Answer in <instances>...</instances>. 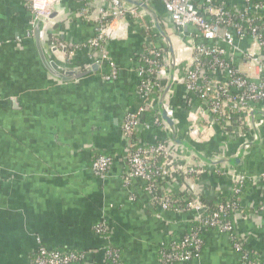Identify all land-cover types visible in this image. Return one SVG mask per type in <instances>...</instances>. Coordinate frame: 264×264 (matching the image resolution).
Here are the masks:
<instances>
[{"label":"crops","instance_id":"crops-1","mask_svg":"<svg viewBox=\"0 0 264 264\" xmlns=\"http://www.w3.org/2000/svg\"><path fill=\"white\" fill-rule=\"evenodd\" d=\"M131 1L145 3L152 14L137 7L144 15L142 23L131 19L112 23V34L105 39L104 47L119 74L115 81L106 82L100 77L103 66L73 81L52 76L41 61L25 0H0V264H33L39 245L51 250L82 251L81 264H107L105 250L109 244L121 250L123 264H241L229 235L216 231L205 234L196 259L163 263L159 249L186 235L192 214L159 211L150 205L141 182L123 184L127 163L122 125L126 112L140 106L135 92L136 69L144 46L151 41L165 48L170 63L169 46L179 61L186 60L191 56L186 47L195 38L191 27L175 29L161 3ZM219 1L242 6V0ZM106 8L104 0L55 2L54 18L42 33L47 58L68 71L84 72L96 64L85 48L68 55L56 44L83 46L94 36ZM261 14L264 16V10ZM154 19L160 30L154 26ZM29 32L32 36L27 35ZM247 45L244 42L240 46ZM220 46L227 48L222 43ZM234 57L236 67L254 73L239 54ZM172 89L170 103L178 137L207 158L213 150L226 151V157L235 156L245 140L242 134L235 136L216 128L200 142L189 127L202 129L210 116L199 112L197 100L186 95L183 85L175 84ZM256 117L264 122V116ZM263 127L258 130L260 142L246 150L237 169L228 167V175L246 176L241 208L234 216L236 234L264 263V211H260L264 205V141L259 132ZM165 130L142 131L141 138L171 140L169 129ZM186 153L190 157L191 153ZM98 155L113 159L103 180L91 171ZM206 175L191 182L204 186L208 201L225 197L234 184L235 178L220 176L212 180ZM99 222L108 225L107 237L93 230Z\"/></svg>","mask_w":264,"mask_h":264},{"label":"built area","instance_id":"built-area-1","mask_svg":"<svg viewBox=\"0 0 264 264\" xmlns=\"http://www.w3.org/2000/svg\"><path fill=\"white\" fill-rule=\"evenodd\" d=\"M57 1L25 0L32 15L31 27L37 20L44 23L45 27L51 20L47 23L44 20L50 16L52 7ZM78 1L85 4L89 0ZM104 1L107 3V8L102 11L92 38L83 46L75 45L68 48L61 42L56 46L68 55L85 48L88 58L104 67L100 73L101 79L109 82L115 81L119 74L118 66L104 47L105 39L112 34V23L120 19H131L142 23L144 15L137 7L122 0ZM148 1L163 5L177 31L191 27L195 33V38L189 41L191 47L186 48L191 52V56L186 58L187 61L184 60L186 64L178 68V62L175 60L173 83L163 103L167 114L174 117L173 109L169 105L173 95L172 86L180 84L184 86L187 96L190 95L197 100L199 112L210 116L204 123L205 128L201 129L199 126L190 128V132L195 137H199L198 133L212 135L217 128L219 132L231 133L235 136L242 134L245 139L242 145L255 141L251 111L255 109L264 111V16L261 14L264 10V1L242 0L240 8L229 6L226 1L216 0H202L200 3L197 0ZM144 28L149 29L147 26ZM27 35L32 36V33L29 32ZM195 39L200 42L195 43ZM244 42H248V45L242 48L240 45ZM221 43L227 48L221 47ZM235 54H239L252 67L254 73L249 74L236 67ZM166 58V55L149 41L146 53L139 59L135 92L140 99V106L136 110L126 112L122 125L127 163L123 184L128 186L132 181L138 180L148 195L150 205L159 211L191 212L192 219L198 222L200 230L217 229L218 232L227 233L233 249L240 255L241 264H264L259 258L252 257V251L236 234L234 216L241 208L239 198L247 186L245 177L231 174L235 179L229 191L230 197L226 202L219 203L217 210H212L210 201L202 198L206 192L203 185L200 186L186 179L189 185L179 190L177 184L176 190L172 188L174 182L169 183L172 187L166 186V182L173 175L180 178L194 175L195 180L200 181L198 179L204 174L205 163L197 158H192L190 161L178 159L173 149L168 147L167 141L160 137L156 136L154 141L134 139V134L138 132L149 131L152 128L168 129L157 111L159 98L169 77L170 63ZM162 80H165L166 84L162 85ZM147 109L153 111L149 120L145 118ZM254 122L257 130L264 123L262 120H257V117L254 118ZM238 132L240 134H237ZM248 135L253 138H247ZM112 162L111 156L96 157L91 165L93 175L99 180L105 179ZM261 178H264V171ZM159 181L165 183L163 189H168V192L178 197L174 205L169 196L164 195V190L158 186ZM178 200L184 203V209L176 207ZM260 211H264V205L260 207ZM98 224L101 231L109 233L105 222ZM94 231L97 234L99 232L98 228ZM199 232L162 244L160 251L162 262L188 263L196 259L200 255L203 243ZM105 251L113 261L117 260L118 256L114 249ZM76 261H83V253L78 255L74 251L51 250L39 245L33 264H71Z\"/></svg>","mask_w":264,"mask_h":264},{"label":"water","instance_id":"water-1","mask_svg":"<svg viewBox=\"0 0 264 264\" xmlns=\"http://www.w3.org/2000/svg\"><path fill=\"white\" fill-rule=\"evenodd\" d=\"M122 1L126 2L129 5L135 6V7H141L147 13L152 14V11L148 8V6L145 3H142L139 1L135 2V1H131V0H122ZM54 14H55V11L52 9L50 16L47 19H45L44 22L47 23L50 20H52L54 18ZM153 23H154V26L158 30H160L158 27L156 19L153 20ZM32 29H33V36H34L37 48L39 50L41 61H42L43 65L45 66V68L48 70V72L52 76H54L55 78H57L61 81H70V80L73 81L76 78H80L82 76L87 75L89 72L95 71L97 69V67L99 66V64L96 63V64L90 66V68H87L84 72L64 70L63 68H61L60 66L55 64L53 61L49 60L47 58L45 52H44V49L42 46V33L44 30V23L37 20V21H35ZM169 47H170V49H169V54H170L169 77H168L167 85H166L165 89L163 90V92L159 98V101H158V112H159L161 119L163 120V122H165V124L167 125V127L169 129L171 141L175 145L185 148L189 153H191V155H193L195 158H197L198 160L202 161L203 163H205L207 165H211V166L221 165L224 167H230L232 169H237L242 162V159H243L244 154L246 152V148L253 147L260 142V136H259L258 130L255 126L254 118L257 115L264 116V111H260L257 109L251 111L252 130H253L254 134L256 135V140L253 142H247V143H244L243 145H241L238 153L235 156L222 157L221 159L213 160V159L207 158L203 154L199 153L189 143L181 140L178 137L176 129H175L174 119L172 117H170L163 108V103H164L165 97H166V95H167V93H168V91H169V89L173 83V75H174L175 60H176V57L174 55V51L172 50V47L171 46H169ZM231 174L234 175L233 172Z\"/></svg>","mask_w":264,"mask_h":264},{"label":"trees","instance_id":"trees-1","mask_svg":"<svg viewBox=\"0 0 264 264\" xmlns=\"http://www.w3.org/2000/svg\"><path fill=\"white\" fill-rule=\"evenodd\" d=\"M217 1H219V0H217ZM158 49H160L162 52H163V54L165 55V53L167 52V50L165 49V48H162V47H157ZM146 53V46H144V49H143V53L142 54H145ZM140 58H142V56L140 57ZM140 64V63H139ZM143 64V63H142ZM164 83H165V80L163 81L162 80V85H164ZM153 115V111H150V110H146V113H145V118H147V116H149V115ZM148 119V118H147ZM143 132H138V133H135L134 134V139H137V138H141V137H143ZM99 156V155H98ZM97 156V157H98ZM188 176V178L190 179V181H195V179H196V177L194 176V175H187ZM210 177L212 178V180H215L216 178L213 176V175H210ZM262 179H264V178H262ZM165 185V183L163 182V181H159V187H161L162 188V190H164V195H167V196H169V198L172 200V202H173V205L175 204V200H177L178 199V197L175 195V194H173L172 192H168V189H166V188H164L163 189V186ZM215 192H217V191H215ZM230 193H228L225 197H220L219 198V200L217 201V202H214V201H210V206H211V208H212V210H217L218 209V206H219V203H224V202H226L227 200H228V198L230 197ZM205 201H208V200H206V198L205 197H202ZM176 207L178 208V209H184V207H185V205H184V203L181 201V200H178L177 202H176ZM97 228H98V234L100 235V236H102V237H107L108 236V233L107 232H103V231H101L102 229L99 227V224L98 223H95L94 225H93V229L94 230H97ZM197 231H200L199 232V236H200V239H204V236H205V234L207 233V232H209V231H216V232H218L217 231V229H206V230H200L199 229V224H198V222L197 221H194L193 219L189 222V224H188V230L186 231V235H190V234H192V233H194V232H197ZM204 243H202V245H201V248H200V251H202V249H203V245ZM44 246V245H43ZM110 249H114L115 250V252L117 253V260H115V261H113V259H112V257L111 256H109V255H106V258H107V264H123V259H122V254H121V250L119 249V248H117L115 245H112V244H109L107 247H106V250H110ZM59 251H62V250H59ZM160 251H161V248L159 249V255H161L160 254ZM75 253H77L78 255L79 254H81L82 253V251H74ZM35 257H36V253H35V256H34V258H33V261H34V259H35ZM252 257L253 258H257L258 256L256 255V254H252ZM82 263V261H76V262H73V263H71V264H81Z\"/></svg>","mask_w":264,"mask_h":264},{"label":"rangeland","instance_id":"rangeland-1","mask_svg":"<svg viewBox=\"0 0 264 264\" xmlns=\"http://www.w3.org/2000/svg\"><path fill=\"white\" fill-rule=\"evenodd\" d=\"M191 46H190V43H189V45L186 47L187 49H189ZM189 51V50H188ZM188 53H190V52H188ZM177 57V56H176ZM177 62H178V68H180V67H182L184 64H186V62H184V58L181 60L180 59V61H179V59H178V57H177ZM165 84H166V81H165ZM169 105L171 106V103H169ZM174 107H173V105H172V109H173ZM173 113H174V110H173ZM174 117H176L175 116V114H174ZM264 124V123H263ZM263 124H262V126H263ZM261 126V127H262ZM203 127L205 128V125H203ZM260 127V128H261ZM191 128V126L189 127V129ZM264 128V127H263ZM263 128L262 129H260V135L262 136V139H263V141H264V133H263ZM162 131V130H161ZM165 132H168V130L166 129L165 130ZM164 132V133H165ZM198 135H199V137L197 138L196 137V139L197 140H199L200 142H202V140H204V139H206L207 137H208V133H204V135L202 134V135H200V133H198ZM170 136H169V132H168V138H169ZM161 139H163L164 141H167V143H168V147H171L172 149H173V153H175L176 154V157L178 158V159H182V160H188V161H190L192 158H194V157H192V155L190 154V157L189 156H186V150H184L183 148H181V147H176V146H173L172 144V141L170 140V139H167V138H161ZM248 140V139H247ZM262 141V142H263ZM172 143V144H171ZM243 143V142H242ZM222 149V148H221ZM238 152V151H237ZM215 153V154H214ZM226 155H227V152L226 151H220V152H216V151H212L211 153H210V155H208V156H210V158H212L213 160H218V159H221L222 157H226ZM204 165V171H203V173L206 175V176H208V178L210 179V175H213L215 178H218V177H220V176H223V177H229V179L231 180V179H233V176H229L228 175V170H229V168L228 167H224V166H220V165H216V166H211V165H206V164H203ZM221 167V168H220ZM204 174H200L201 175V177L203 176H205ZM244 177H246V176H244ZM212 179V178H211ZM218 179H220V178H218ZM170 182H174L175 183V185L172 187L169 183ZM179 186L178 187V189H177V185ZM189 184H188V182L186 181V179L184 178V177H182V178H180V177H175V175H173V176H171L170 178H169V180L166 182V186L167 187H172V188H174L175 190L177 189V190H179V189H181V188H183L184 186H188ZM246 187V186H245ZM231 190V189H230ZM241 198V197H240ZM240 198H239V200H240ZM187 213H190L191 214V212H187Z\"/></svg>","mask_w":264,"mask_h":264}]
</instances>
